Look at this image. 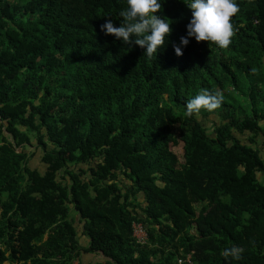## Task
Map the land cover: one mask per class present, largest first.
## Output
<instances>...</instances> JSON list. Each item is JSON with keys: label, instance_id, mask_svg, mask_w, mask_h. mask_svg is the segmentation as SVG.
Instances as JSON below:
<instances>
[{"label": "trees", "instance_id": "16d2710c", "mask_svg": "<svg viewBox=\"0 0 264 264\" xmlns=\"http://www.w3.org/2000/svg\"><path fill=\"white\" fill-rule=\"evenodd\" d=\"M235 2L227 48L177 56L191 10L163 0L149 59L100 31L124 0H0V264H264V0Z\"/></svg>", "mask_w": 264, "mask_h": 264}, {"label": "clouds", "instance_id": "9594fccd", "mask_svg": "<svg viewBox=\"0 0 264 264\" xmlns=\"http://www.w3.org/2000/svg\"><path fill=\"white\" fill-rule=\"evenodd\" d=\"M191 10L186 33L179 37V43H173L174 53L182 54V47L187 45L189 38L196 42H212L218 49L227 48L234 34L231 17L239 10L235 0H183ZM163 0H124L123 7L118 15L122 18L119 26H114L112 20L106 19L100 31L111 34L122 45L131 47L133 44L144 49L143 55L149 59L161 49L171 32V21L158 15ZM223 100L221 93H211L202 90L187 100L184 106V115L191 117L201 109L209 112L220 107ZM241 250L236 247L223 250L225 257L239 258Z\"/></svg>", "mask_w": 264, "mask_h": 264}, {"label": "rangeland", "instance_id": "374dc122", "mask_svg": "<svg viewBox=\"0 0 264 264\" xmlns=\"http://www.w3.org/2000/svg\"><path fill=\"white\" fill-rule=\"evenodd\" d=\"M256 144L258 145L259 147V150H260V153L262 154V156L264 157V144L262 143V140L261 138H257L256 139ZM32 148L29 147L28 148V151L31 150ZM19 150V149H18ZM173 150L175 151V153L177 154V156H179V158L181 159L182 157V154H183V148H182V145H178L176 147L173 148ZM29 164L33 167H37L38 169L42 170L44 165L43 163L40 161V151L39 150H35V155H33L30 160H29ZM73 217L75 220V225H76V228L79 232V236H81V226H80V223H79V220H78V216L75 215V211L73 209H71L70 211V217ZM137 234V232H136ZM92 257H84V262H87V260H91V262H95V260L97 258H101V255H96V256H93V255H90ZM76 264V263H75Z\"/></svg>", "mask_w": 264, "mask_h": 264}, {"label": "built area", "instance_id": "2783aa9c", "mask_svg": "<svg viewBox=\"0 0 264 264\" xmlns=\"http://www.w3.org/2000/svg\"><path fill=\"white\" fill-rule=\"evenodd\" d=\"M136 232H137V234H136ZM134 235L137 237L138 241H140V242L145 241L146 234H145V231L143 230V228L140 224L134 225ZM184 263H187V264L191 263L189 256L184 258V259L183 258L177 259V264H184Z\"/></svg>", "mask_w": 264, "mask_h": 264}]
</instances>
